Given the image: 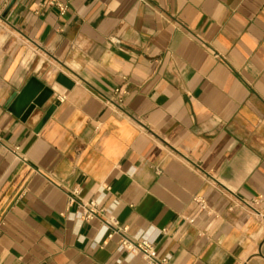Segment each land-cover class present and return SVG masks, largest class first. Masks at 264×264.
Here are the masks:
<instances>
[{
  "label": "crops",
  "instance_id": "obj_1",
  "mask_svg": "<svg viewBox=\"0 0 264 264\" xmlns=\"http://www.w3.org/2000/svg\"><path fill=\"white\" fill-rule=\"evenodd\" d=\"M32 77L52 96L21 121ZM121 237L264 264V0H0V264H145Z\"/></svg>",
  "mask_w": 264,
  "mask_h": 264
},
{
  "label": "built area",
  "instance_id": "obj_2",
  "mask_svg": "<svg viewBox=\"0 0 264 264\" xmlns=\"http://www.w3.org/2000/svg\"><path fill=\"white\" fill-rule=\"evenodd\" d=\"M61 13H64L66 10V6L61 4H55ZM128 93L122 88L115 89L113 91V98L111 99V105L121 113H125L124 111V103L126 100ZM65 97H58V101L60 103L64 102ZM72 198H70V203L75 202L76 191H72ZM261 198L258 200H253V204H260ZM193 201L197 203L202 211L207 210L206 204L204 200L200 197H194ZM77 205L80 209L79 216L83 221H92L95 219H100V216L103 214V210L99 208V203L97 200L90 201H77ZM259 214V213H258ZM192 222V221H190ZM118 230H112L111 234L108 237H111L113 234L117 233ZM120 247L129 254L139 255L145 264H168L167 257H158L155 247L151 241L146 238L130 240L125 237H121L119 242Z\"/></svg>",
  "mask_w": 264,
  "mask_h": 264
},
{
  "label": "water",
  "instance_id": "obj_3",
  "mask_svg": "<svg viewBox=\"0 0 264 264\" xmlns=\"http://www.w3.org/2000/svg\"><path fill=\"white\" fill-rule=\"evenodd\" d=\"M56 81L63 86L70 87V84H68L62 75H59ZM51 96L52 91L37 78L32 77L22 90L14 96L8 111L21 121H26L36 110H40ZM53 109L54 107H50L44 113L38 128L46 122Z\"/></svg>",
  "mask_w": 264,
  "mask_h": 264
}]
</instances>
